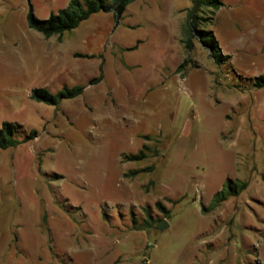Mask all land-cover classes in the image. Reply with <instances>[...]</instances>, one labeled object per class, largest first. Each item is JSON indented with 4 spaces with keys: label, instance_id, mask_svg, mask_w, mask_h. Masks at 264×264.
Instances as JSON below:
<instances>
[{
    "label": "rangeland",
    "instance_id": "obj_1",
    "mask_svg": "<svg viewBox=\"0 0 264 264\" xmlns=\"http://www.w3.org/2000/svg\"><path fill=\"white\" fill-rule=\"evenodd\" d=\"M218 1L196 22L219 51L186 32L193 0H133L48 38L28 11L68 0H0V125L21 141L0 149V264H264V0ZM228 180L247 186L212 204Z\"/></svg>",
    "mask_w": 264,
    "mask_h": 264
},
{
    "label": "trees",
    "instance_id": "obj_2",
    "mask_svg": "<svg viewBox=\"0 0 264 264\" xmlns=\"http://www.w3.org/2000/svg\"><path fill=\"white\" fill-rule=\"evenodd\" d=\"M133 0H68L67 4L55 12H50L45 18H38L30 9L26 15V21L29 28L39 32L44 37L62 36L66 32L76 29L82 22L89 19L93 14L98 12L111 13L115 22L120 19L125 7ZM221 5L218 0H193L192 7L188 10L186 17V32L189 36L192 32H196L202 42L208 44L214 50L219 51L218 42L213 36L212 30L199 28L197 25L196 13L201 10L203 6H214L216 8ZM188 48L191 47V40H186ZM219 57L217 56V59ZM256 88L264 87V71L256 76L252 82ZM84 86L63 87L56 93L49 92L46 88H34L31 91L30 97L40 102L50 105H56L63 99L75 98L82 93ZM18 124L11 121H3L0 125V149H6L19 144L21 141L16 138ZM35 137V132L30 131L23 141H27ZM144 148L137 153L131 154L127 157L130 161H139L147 157ZM152 167L144 170L148 171ZM142 170H133L131 175H135ZM247 186L246 182L241 184H231L228 180L224 188L216 192L212 198V204H219L226 200L228 196L236 195L240 190ZM216 200V201H215ZM158 207L165 211L163 206L158 202Z\"/></svg>",
    "mask_w": 264,
    "mask_h": 264
},
{
    "label": "water",
    "instance_id": "obj_3",
    "mask_svg": "<svg viewBox=\"0 0 264 264\" xmlns=\"http://www.w3.org/2000/svg\"><path fill=\"white\" fill-rule=\"evenodd\" d=\"M168 226V223L165 219H161L157 225L156 228H158L159 230H164L166 227Z\"/></svg>",
    "mask_w": 264,
    "mask_h": 264
}]
</instances>
